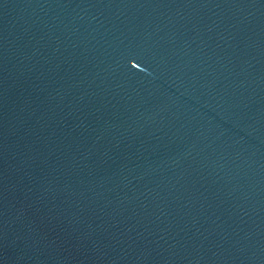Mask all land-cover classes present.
Here are the masks:
<instances>
[{"label":"water","instance_id":"water-1","mask_svg":"<svg viewBox=\"0 0 264 264\" xmlns=\"http://www.w3.org/2000/svg\"><path fill=\"white\" fill-rule=\"evenodd\" d=\"M0 264H264V0H0Z\"/></svg>","mask_w":264,"mask_h":264}]
</instances>
